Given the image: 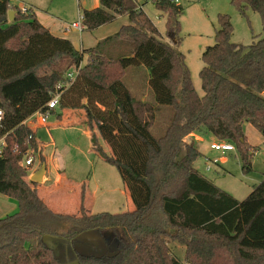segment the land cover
Listing matches in <instances>:
<instances>
[{
  "label": "trees",
  "instance_id": "16d2710c",
  "mask_svg": "<svg viewBox=\"0 0 264 264\" xmlns=\"http://www.w3.org/2000/svg\"><path fill=\"white\" fill-rule=\"evenodd\" d=\"M151 2L166 16L170 43L162 41L135 0H100V7L80 12L83 31L119 16L129 24L95 47L76 51L70 41L50 34L31 9L22 13L12 0H0V139L5 142L0 195L18 204L16 213L0 219V264H66L72 259L79 264H180L167 240L184 247L187 264H264V175L239 201L199 174L194 163L202 153L183 141L208 132L234 145L242 171L251 170L255 150L243 125L250 124L264 138V0H232L242 14L249 8L260 18L261 34L248 46L232 43L229 17L218 16L214 44L201 55V95L177 50L183 7L171 0ZM9 11L15 13L12 22ZM71 67L80 69L65 86L64 72ZM138 67L147 72L152 101L135 96L122 82L128 68ZM240 74L247 75L248 83L234 79ZM55 95L58 105L49 117L61 121L67 111L96 131L92 151L118 171L132 205L128 211L90 214L84 209V185L79 216L55 214L38 197V185L28 180L31 167L24 169L21 161L27 151L38 153L41 142L24 122L37 112L45 114ZM160 107H168L171 117L164 134L154 138L150 129ZM89 231L110 232L115 253L79 256L69 247L56 258L42 243L50 235L71 245Z\"/></svg>",
  "mask_w": 264,
  "mask_h": 264
},
{
  "label": "rangeland",
  "instance_id": "374dc122",
  "mask_svg": "<svg viewBox=\"0 0 264 264\" xmlns=\"http://www.w3.org/2000/svg\"><path fill=\"white\" fill-rule=\"evenodd\" d=\"M67 1L69 5V2L72 0H65V2ZM135 1L143 5L145 14L156 24L161 33L162 41L170 43L164 34L165 14H163L162 18H158L161 13L154 8L151 1ZM15 2L18 3L17 0ZM95 3H97V0H95ZM180 4L183 7V14L179 19L180 31L178 39L180 42L177 50L184 55L192 84L196 92L201 95L202 91L198 76L199 71L203 67L201 55L206 47L214 44V33L219 27L218 16L227 15L229 17L233 28L231 42L243 46L250 45L253 37L261 34V22L258 14L249 8L245 9L244 14H242L233 4L232 0H180ZM74 5L76 8V0H74ZM97 6L100 7L99 2ZM68 9L70 10V8ZM75 14V21H77V8L75 9ZM108 26L111 29L116 28V25L115 27L111 24ZM86 36L90 38L89 34H86ZM86 58L84 57L81 66L85 64ZM72 69L71 67L68 71L64 72V76ZM146 74V70L142 67L128 68L122 82L126 87H129L135 96L142 94L144 95V100L152 101L146 92ZM238 78L241 82L248 83L247 75L243 76L240 74ZM144 86L146 87L145 89ZM69 115L73 118L72 113ZM170 117L171 110L168 107H160V111L156 114L155 122L150 129L154 138H159L164 134ZM47 122L53 124L57 120L55 116H51L47 119ZM27 124L31 129L35 128L33 126L34 123L28 122ZM243 132L246 141L255 150L251 159V170L249 172L244 173L242 171L239 152L236 147L234 152L225 155L210 150L212 142L211 135L208 132H203L202 134L196 133V135L202 137V141L197 143V146L203 156L194 163V167L200 175L208 180L211 179L220 186V189L224 191L226 189L230 195H233L235 199L240 201L244 200L252 189L262 181L264 175V138L247 123L243 125ZM36 136L46 145V148L43 149L44 155L52 161L51 164L54 167L55 165L61 167L64 178L69 179L76 189H80V186L84 185L89 195L88 202H92V206H88L90 214H117L132 208L118 171L115 167L105 163L92 151V137H89L84 126L75 123L71 126L44 127L37 130ZM98 142L99 146L109 153L108 149L99 140ZM33 157V168H38L36 169L37 171L45 162L44 160H40L41 154L39 156L37 152L34 153ZM222 160L224 161L222 162ZM214 162L215 165L212 164ZM208 166H212L211 169L207 170ZM54 167L51 169L52 174L49 175V177H52V180H54L56 173L53 171ZM29 179L30 177L28 176ZM42 184H44L43 180ZM42 184L38 185V187L51 186V183ZM92 195L94 197L93 201L90 200ZM17 211L18 204L16 200L0 195V219L12 215ZM105 234V238L110 236L107 233ZM166 242L172 256L178 259L180 264H187L184 260V247L175 241L167 240ZM105 244L106 242H103V245ZM63 250L64 247L59 249L60 255ZM95 252L97 254L101 253L98 250ZM73 261L72 259L70 262Z\"/></svg>",
  "mask_w": 264,
  "mask_h": 264
},
{
  "label": "crops",
  "instance_id": "0c3cea01",
  "mask_svg": "<svg viewBox=\"0 0 264 264\" xmlns=\"http://www.w3.org/2000/svg\"><path fill=\"white\" fill-rule=\"evenodd\" d=\"M17 1H18V3L15 2V0H12V5L16 6V7H20V5H26L29 9L32 10L37 21L45 29H47L50 34H52L55 37L66 39V40L70 41V43L72 44L73 48L76 51H83V50H87V49L95 47L98 43L102 42L107 37L114 35L122 26L129 24L128 18L126 16H119L116 18V20L113 23H110L111 25H114V27L116 25V28H114V29H111L108 26L110 24H107V25L99 27L98 29H96L92 32L82 31L81 33H78L76 31H67V28L69 27V25L77 22V21H75V19H76L75 9L76 8H77V13L79 15V14H81L80 12L82 10L90 11V10H93L95 8H98L97 3L98 2L100 3V0H97V3H95V0H76V5H77L76 8L74 5V0L69 2V5H68V1L65 2V0H57V1L56 0H17ZM68 8H70V10ZM143 12H144V10H143ZM159 13H161V12H159ZM162 16H164V15L161 13V15L158 16V18H162ZM165 19H166V17H165ZM126 22H127V24H126ZM152 23L156 26V24L154 22H152ZM156 28H157V26H156ZM158 31H159V29H158ZM159 33H160V31H159ZM86 34H89L90 38H87ZM160 35H161V33H160ZM173 43H175L174 40H173ZM145 79H146V75H145ZM145 88L146 87L144 86V89ZM146 92H147V94H149L148 90ZM144 99L145 98L143 97L142 100H144ZM68 113L69 112L65 111L61 121L57 120V122H55L53 124L49 123L47 121H46V124H39L36 121L30 122V123H34L33 126H35V128L33 130L35 131V136H36L37 130L40 128L56 127V126H60V125L71 126V125L77 123L76 120L74 119V117L71 118V115H69ZM72 115L74 116V114H72ZM85 131L87 132V134L89 135L90 138L92 137V135L97 136L95 130L89 131V129L87 127H85ZM210 137H211V142H212L211 144L218 142V140L216 138H214L212 135ZM36 138H37V136H36ZM39 141H40V139H39ZM183 141L186 144H188V143L193 144L198 149V151L200 152L199 147L197 146V143H200L202 141L201 136L193 133V134L185 137ZM189 141H191V142H189ZM44 148H46V145H44L41 142V149L37 153V155L40 156V154H41L40 160L43 159L45 162V164H43L45 166V171H44L42 180H43L44 184L51 183L50 184L51 186L50 187H43V188L37 187L36 191H37L38 197L55 214L79 216V214H80L79 205H80L81 186H80V189L79 188L76 189L75 185L72 184L69 179L64 178V176L62 175L63 172H61V167H58L56 165L54 167V165L51 164L52 161L49 160L47 158V156L44 155V153H43ZM202 156H203V154H202ZM223 161L224 160H222V162ZM34 167H35V165H34ZM52 167H54L53 171L56 172L54 180H52V177H49V175L52 174V172H51ZM36 169H38V168H36V167L33 168V166H32L30 168L28 176L31 177L32 174L36 171ZM209 180L212 181L211 179H209ZM212 182L215 183L214 181H212ZM41 184L42 183L37 184V185H41ZM44 184H42V185H44ZM217 186L220 188L219 185H217ZM225 192L229 193V191H227L226 189H225ZM88 199H89V195H88V192L85 190L84 209L86 211L90 209L88 206H92V202L91 203L88 202ZM90 200L91 201L94 200L93 195H92ZM88 212H90V211H88ZM105 233L109 234L110 236H108L106 238L102 236V241L106 242L105 246L107 248H109V247L112 248L116 242L114 241L113 236L110 232H104V234ZM104 240H107V241H104Z\"/></svg>",
  "mask_w": 264,
  "mask_h": 264
},
{
  "label": "water",
  "instance_id": "95a60500",
  "mask_svg": "<svg viewBox=\"0 0 264 264\" xmlns=\"http://www.w3.org/2000/svg\"><path fill=\"white\" fill-rule=\"evenodd\" d=\"M15 13L13 11H9L7 14L8 20L12 22L14 20ZM235 80H239L238 77L234 76ZM45 171V166L42 165L39 170L35 171L32 176L30 177V181L35 184L42 183V177ZM106 234L99 233L97 231H89L80 234L77 236L74 240V242L70 245L67 241L50 236V235H44L42 237V243L47 248V250L51 251L54 255V257L58 258L60 256L59 249L64 247L66 250L71 247L72 250L78 254L79 256H95L99 257L105 253L114 254L116 251V243L113 245V247L107 248L102 243V236L105 237ZM100 237V238H99ZM101 251L100 254H97L95 251ZM68 264H79L77 260H74L73 262H70Z\"/></svg>",
  "mask_w": 264,
  "mask_h": 264
},
{
  "label": "built area",
  "instance_id": "2783aa9c",
  "mask_svg": "<svg viewBox=\"0 0 264 264\" xmlns=\"http://www.w3.org/2000/svg\"><path fill=\"white\" fill-rule=\"evenodd\" d=\"M141 1L142 2H147V1H151V0H141ZM156 1H158V0H156ZM171 2L176 4V5H181L180 4V0H171ZM137 8L143 11V6L142 5L137 4ZM19 9H20V11L22 13H26L29 8L26 5H22L21 7H19ZM83 30H84V27L82 25V16H81V14H79L77 22L69 25V27L67 28V31H76L78 33H81ZM79 69H80V67L79 68H73L71 71L66 73V75L64 77L65 80L67 81L65 86H69V84H71L74 81ZM58 101H59V96L55 95L48 102V104H47L48 110L46 111L45 114L37 112L34 115H32L30 118H28L24 122V124H27L28 122H33V121H36L39 124H46L47 119L51 115L50 111L54 110L57 107ZM1 118H2V112L0 111V120H1ZM4 146H5L4 140L0 139V156H1L2 152H3ZM210 150H213V151H215L217 153H220L221 155H225V154L234 152L235 151V147L231 143L218 141V142L210 145ZM33 156H34V152H32V151H27L24 154V158L21 161V166L24 169L30 168V167L33 166V162H34V157ZM212 164L215 165V162L212 163ZM214 165H212V166H214ZM212 166H208L207 170L211 169Z\"/></svg>",
  "mask_w": 264,
  "mask_h": 264
},
{
  "label": "flooded vegetation",
  "instance_id": "af4514ba",
  "mask_svg": "<svg viewBox=\"0 0 264 264\" xmlns=\"http://www.w3.org/2000/svg\"><path fill=\"white\" fill-rule=\"evenodd\" d=\"M64 255H65V256H67V253H66V252H64ZM69 262H70V261H69ZM69 262H67L66 264H68Z\"/></svg>",
  "mask_w": 264,
  "mask_h": 264
}]
</instances>
